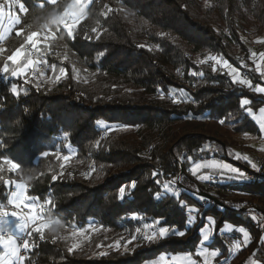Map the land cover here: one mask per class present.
Wrapping results in <instances>:
<instances>
[{
  "label": "trees",
  "instance_id": "1",
  "mask_svg": "<svg viewBox=\"0 0 264 264\" xmlns=\"http://www.w3.org/2000/svg\"><path fill=\"white\" fill-rule=\"evenodd\" d=\"M71 1L19 0L20 23L0 46V202L6 204L8 180L23 182L28 197L49 202L45 215L56 220L28 230L25 264H145L163 253L200 261L199 233L209 217L215 225L207 246L220 251L216 264H264V171L262 181L224 185L234 196L218 194L217 201L205 198L188 173L192 162L210 160L252 171L229 153L240 148V136L261 135L246 111L263 108L264 96L234 82L213 58L237 69L249 63L246 41L264 37V0H92L68 32L52 14ZM45 29L55 35L42 46L55 66L48 80L2 71L29 36ZM242 75L260 83L252 69ZM70 149L76 155L65 162ZM87 155L95 170L85 176ZM118 169L125 171L110 178ZM173 180L178 195L162 194V184ZM193 207L196 222L189 225ZM150 221L184 235L132 253L113 247ZM91 223L89 238L75 239L74 230ZM226 224L251 238L228 263Z\"/></svg>",
  "mask_w": 264,
  "mask_h": 264
},
{
  "label": "rangeland",
  "instance_id": "2",
  "mask_svg": "<svg viewBox=\"0 0 264 264\" xmlns=\"http://www.w3.org/2000/svg\"><path fill=\"white\" fill-rule=\"evenodd\" d=\"M54 1L55 0H50V2H54ZM1 2H3L2 4H0V5L4 6L3 10L8 11L9 10L8 3L6 1H1ZM82 2H84V0H72L68 4L66 10L61 15L57 16L58 19H55V22L58 23L59 25H61L62 27H64L68 32L71 31V29L75 28L76 25L83 19V17L85 16L86 11H87L90 3L92 2V0H86V6L84 7L83 14L81 15L79 9H80ZM11 14L13 16L17 17V15L14 14L13 12ZM74 16L76 17L75 19H74ZM54 38H55L54 33L51 32L49 29H45L41 35H36L34 37V39L36 40L35 47L34 46H32V48L29 47L28 44L31 41H29V39H28L27 44L19 49V51L22 53L20 59L16 60V61L11 60V65H10V67H8L9 72L12 74L13 71H15L18 75L19 73L25 74L28 71H30L32 76L36 77L40 83L48 80L50 77V73H52L54 71V69L52 67L53 65H50L48 63V59L46 58V56L44 55V53L42 51V46L46 45L49 40L54 39ZM258 39L259 38L251 39L249 41L247 40L246 41L247 46L250 48V44L255 43L256 40H258ZM29 59L33 61V64L31 66L28 64ZM213 60L215 61L216 67L221 72H223V71L227 72L229 70L230 71L236 70V69H234V67L232 65H230L225 60H222L219 58H217V59L213 58ZM41 61H45L46 64L41 63ZM248 61H249L248 64L245 62H242V64H244L245 67L238 69L241 74L243 73V71L246 72V71L251 69L250 68V65H251L250 59ZM49 69L51 70L50 73H49ZM41 72H43V74H41ZM61 74H63V73H61ZM241 74H239L238 76L242 80ZM17 75H13V76H17ZM248 81L251 83V85L253 84L249 79H248ZM175 99H177L176 96H175ZM100 124L103 127L108 128V131L116 128V126H107L104 123H100ZM105 134H106V132H104L102 134V137ZM237 139L241 143L240 148L231 149L229 155L232 158L242 160L244 163H246L250 166L252 171L247 172L246 175H239L236 173H232L231 171L223 170L221 167V166H223L222 161H221L220 165H218V166L214 165L212 168H210L209 165L207 166L206 164H200L198 162H192L191 166L189 168V172H188L189 175L194 177L198 181V183L201 184L204 187V189L206 190V192L203 194H209L216 201H217V199L215 196H218V194L219 195L222 194V195H225L228 197L234 196V194L232 192L225 191V189L223 188L224 185H226L230 182H234V181L247 182V179H249L251 177L250 174H252V172L264 171V169L261 168L260 164L258 163L259 159L264 160V138L245 135V136H240ZM75 155H76V150L70 149V154L68 156V159L67 160L64 159V161L70 162L72 160V158L75 157ZM245 157H247L248 159H245ZM87 161H88V168L84 172L85 176H88V175H86V172L90 167L93 166L92 167L93 169L91 172H93L95 170V163L92 160L91 156L87 155ZM253 163L256 164V168L252 167ZM226 168H227V166H226ZM236 168H234V169H236ZM238 170L244 171L240 168H238ZM124 171L125 170L118 169V170L112 172L109 175V177L111 178L114 175H117L118 173H121ZM205 176L210 177V178L207 180L202 179V177H205ZM242 177H246V178H242ZM6 184H7L8 190H9L8 191V197H9V194L12 190V184L13 183L8 180L6 182ZM166 184L171 187V189H172L171 192H174L175 193L174 195H177L179 193V189L176 185L175 180L168 181V182L162 184L161 187H164ZM196 190L199 191L197 186H196L195 191ZM8 197H7V199H8ZM7 202L8 201H6V204H7ZM200 202L203 205H207L206 201H200ZM48 204H49V202H47L44 205H41L38 203L35 204L38 209L43 210L42 215L34 223H29L27 231L30 228L41 230V229L46 228V227L42 228L41 227L42 224H46L48 227L49 225L56 223V220L48 218L45 215L48 211L47 210ZM23 208L24 207L19 208L17 212L20 211L19 212L20 215H28V212L24 211ZM196 213H197L196 208L193 207V208L188 209L189 221H191V223L189 222V225H192L193 223L196 222ZM214 223L215 222H214L213 218L210 219V217H209L206 219V224L204 225L203 229H201V231L199 233L201 239H200V243L198 245L197 253H196L198 255L200 261H197L194 257H192L191 255L188 254V256L190 257V260L192 261V264H216L215 258L220 254V251L219 250H210L207 246V244H209L211 242V239H212V234H213L214 225H215ZM138 228L140 229L139 232H137ZM138 228H136L132 234H128L125 238L114 243L113 247L115 249L121 250L123 252L132 253L136 249L148 247L147 244L149 242H158L161 239L167 238V237L174 235V234L179 235L177 232H175V230L173 228L163 227V228L167 229V233L163 237L160 236V229L161 228L158 227V225L156 224L155 221L142 223ZM94 229H95V226L93 223H91L88 227H86L83 230L75 229L72 234L75 237V239H77V240L78 239L87 240L89 238L90 233L93 232ZM240 229H243V228H236V227H233L232 225L226 224L222 230V238L225 241V243L227 244V246L229 248V253H230V258L227 259L226 261H224L226 263L230 262L235 256H237L238 253L240 252V250L245 248L251 241L249 233L245 229H243L244 231L241 232ZM153 232L156 233L155 239L149 240V239L145 238L146 236H151ZM236 233L240 235V237L237 239L233 238V234H236ZM205 234L208 235V237H209V239L207 241H203V235H205ZM262 240L264 242V236L262 237ZM204 249H207L206 253L198 254V252H203ZM212 251H216L217 255L212 256L211 255ZM25 257H27V255ZM173 257L177 258L175 263H178V264H180L181 261L185 260V254H166V253H163L158 258L151 260V261H148L145 264H171V263H174ZM249 264H261V263L250 260Z\"/></svg>",
  "mask_w": 264,
  "mask_h": 264
},
{
  "label": "snow or ice",
  "instance_id": "3",
  "mask_svg": "<svg viewBox=\"0 0 264 264\" xmlns=\"http://www.w3.org/2000/svg\"><path fill=\"white\" fill-rule=\"evenodd\" d=\"M86 6V0H84V2L81 3L80 9L79 11L83 10L84 7ZM3 5H0V27H3V23L5 21V19L7 20V24L8 27H12L13 25L19 23V19L16 18L15 16H13L11 13H9L6 17L5 14L3 12ZM20 8L23 10L24 5L21 4ZM53 19H58V17H56L55 13L52 14ZM76 17L74 16V19ZM36 36V33H33L32 36H29L28 39L29 41L32 42L33 46L35 47L36 45V40L34 39V37ZM0 51H2V49H0ZM21 52L18 51L15 56L10 57L11 60L16 61L19 60L21 57ZM41 63H45V61H41ZM28 64L31 66L33 64L32 60H28ZM53 69H55V66H52ZM2 71L7 72L8 69L7 67H5ZM64 69L61 68L60 72L63 73ZM235 71V70H233ZM41 74H43V72H41ZM12 75H17V73L15 71H13ZM12 91L14 93H17V89L15 86H13ZM257 91L259 92H264V88H258ZM18 94V93H17ZM242 105H247L249 104V101L247 99H243L242 100ZM262 112H264V109L261 110ZM223 122V121H221ZM261 130L264 131V122H261L260 124ZM65 160L68 159V157H64ZM245 159H248L247 157H245ZM5 163L9 164L11 166L12 169H16L17 168V164L13 163L11 160H6ZM253 168H256V164H252ZM232 173H237L236 169H231ZM210 177H202V179H209ZM242 178H246V177H242ZM55 179V177H54ZM165 189L169 192L172 191L171 187L169 185H165L164 186ZM17 191H14L11 193L10 199L8 200L7 204L0 202V206H2L3 211L0 212V221H3V218L11 215L13 217H19L21 220V223L17 226V230L12 231L9 230L8 228L2 226V223H0V237H2L3 239L0 240V264H25V260L26 257L21 255V251H27L29 249L30 245V241L28 239V236L30 235V233L27 231L28 225L29 223H34L38 218H40V216L42 215V211L41 209H36L34 207H27L29 210V215H20L18 212L16 211H12L9 212L7 211V207L8 206H12L14 208H21V207H25V201L27 200V197H24L22 195V192L24 190V185L23 184H17L16 185ZM15 193V195H13ZM120 194H121V198H123V194H124V188L122 187L120 189ZM32 205H35V202H33ZM15 214V215H13ZM211 219V218H210ZM191 223V221H189ZM41 227H47L46 224H42ZM140 229H137V232H139ZM241 232H243V229H240ZM167 233V229L165 228H161L160 229V236H165ZM179 235H184L183 232L178 233ZM156 233L153 232L151 236H146V239L149 240H153L155 239ZM209 239L208 235H203V241H207ZM207 252V249H204L203 252H198V254H204ZM212 256H216L217 252L216 251H212L211 252ZM174 262L177 260L176 257H173ZM180 264H192V261L190 260V257L188 256V254H185V260L181 261Z\"/></svg>",
  "mask_w": 264,
  "mask_h": 264
},
{
  "label": "crops",
  "instance_id": "4",
  "mask_svg": "<svg viewBox=\"0 0 264 264\" xmlns=\"http://www.w3.org/2000/svg\"><path fill=\"white\" fill-rule=\"evenodd\" d=\"M6 2L9 5V10L8 11H4L3 10V12L5 14V17L8 15V13H12L13 12L14 14L17 15L16 18L19 19V11L22 10L20 8L21 3L19 2V0H6ZM2 3L3 2L0 1V4H2ZM91 3H90V5H91ZM90 5H89V7H90ZM22 11H24V8H23ZM19 23H20V19H19ZM19 23L15 24V25H13L12 27L9 28L8 24H7V20L5 19V21L3 23V27H0V46L14 32L15 28L19 25ZM255 43L259 44L260 46L257 47V48H250V52H251V55H250V63H251L250 68L259 75L260 83L251 85V83L248 81V78L244 77L240 73V71L237 68H235V67H234V69H236L235 71H233V70L230 71L229 70L227 72L229 73V75L231 76V78H232V80L234 82H237V83H239V84H241V85H243V86H245L247 88H250L255 93L264 96V92L257 91L258 88H264V37L259 38L258 40H256ZM239 74L242 75V80L239 78V76H238ZM262 109H264V107L259 109L258 111H253V110H250V109H248L246 111L249 114V116L253 119V121L256 123V125L258 126V128L260 130L261 135L259 136V138H264V131H262L261 127H260L261 122H264V112L261 111ZM198 163L206 164L207 166L209 165V167L212 168L214 165H217V166L220 165L221 161L210 160V161L198 162ZM222 165H223V166H221L222 169L226 170V171H231V169L236 168V167L231 166L228 163H225L223 161H222ZM226 166H227V168H226ZM236 170H237L236 174H239V175H246V173H247L246 171H239L238 168H236ZM13 184H12V190H11V192L9 194V197H8L7 201L10 199L11 193L14 192V191H17L16 185L17 184H23L24 185V190L22 192V195L24 197H27V200L25 201V203L29 204V205H32L33 202H36L34 199H32V198L27 196L25 183L17 182V183H13ZM161 190H162V194H165V195H174L175 194L174 192L167 191L165 189V187H161ZM35 204H37V202ZM34 206H35L36 209H38L36 205H34ZM18 209L19 208H14L12 206H8L6 210L9 211V212H12V211H16L17 212ZM23 209H24V211H27L28 215H29L28 208L24 207ZM0 223H2V226L8 228L9 230L15 231V230H17V226L21 223V220H20L19 217H13V216L9 215V216L3 218V221H0ZM171 264H178V263L174 262V263H171Z\"/></svg>",
  "mask_w": 264,
  "mask_h": 264
},
{
  "label": "built area",
  "instance_id": "5",
  "mask_svg": "<svg viewBox=\"0 0 264 264\" xmlns=\"http://www.w3.org/2000/svg\"><path fill=\"white\" fill-rule=\"evenodd\" d=\"M29 47L32 48L33 44L30 42L29 44ZM260 45L257 44V43H252L250 44V48H257L259 47ZM242 67L244 68L245 66L242 65ZM258 163L260 164V167L264 169V160L263 159H259L258 160ZM93 167V166H92ZM92 167H90L87 172H86V175H89V173L92 171ZM251 177L249 179H247V181H262V175H261V172H252V174H250ZM197 191V190H196ZM198 192V191H197ZM21 255L22 256H26L27 255V251H24L22 250L21 251Z\"/></svg>",
  "mask_w": 264,
  "mask_h": 264
},
{
  "label": "clouds",
  "instance_id": "6",
  "mask_svg": "<svg viewBox=\"0 0 264 264\" xmlns=\"http://www.w3.org/2000/svg\"><path fill=\"white\" fill-rule=\"evenodd\" d=\"M80 14L81 15L83 14V10L80 11ZM15 123L19 125L21 123V121L20 120H16ZM3 147H5V145L3 143H0V148H3ZM17 167H18V165H17ZM13 195H15V193ZM25 207H31V208L34 209L35 206L34 205L25 204ZM2 211H3V208H2V206H0V212H2ZM13 215H15V214H13ZM2 239L3 238L0 237V240H2Z\"/></svg>",
  "mask_w": 264,
  "mask_h": 264
},
{
  "label": "water",
  "instance_id": "7",
  "mask_svg": "<svg viewBox=\"0 0 264 264\" xmlns=\"http://www.w3.org/2000/svg\"><path fill=\"white\" fill-rule=\"evenodd\" d=\"M203 196L209 200H214L216 201L212 196H210L209 194H203Z\"/></svg>",
  "mask_w": 264,
  "mask_h": 264
}]
</instances>
